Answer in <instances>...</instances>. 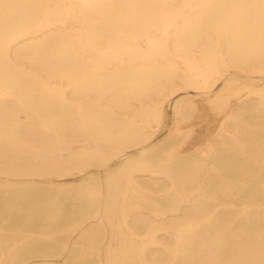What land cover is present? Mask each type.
I'll return each instance as SVG.
<instances>
[{
	"label": "bare ground",
	"instance_id": "1",
	"mask_svg": "<svg viewBox=\"0 0 264 264\" xmlns=\"http://www.w3.org/2000/svg\"><path fill=\"white\" fill-rule=\"evenodd\" d=\"M261 80L264 0H0V202L19 209L37 182L89 176L57 182L53 214L71 218L59 229L62 245H0V264H72L79 238L99 257L105 251L99 264H264V182L258 198L255 180L245 199L221 202L234 181L209 188L204 160L174 154L187 146L181 124L198 95L225 112L222 133L257 160L230 100L264 106ZM168 108L174 130L154 142ZM209 152L218 178L233 169L255 175L226 166L212 144ZM35 217L25 212L17 232L52 238L48 225L29 229ZM155 247L169 259L151 254ZM233 248L244 256L220 262Z\"/></svg>",
	"mask_w": 264,
	"mask_h": 264
},
{
	"label": "rangeland",
	"instance_id": "2",
	"mask_svg": "<svg viewBox=\"0 0 264 264\" xmlns=\"http://www.w3.org/2000/svg\"><path fill=\"white\" fill-rule=\"evenodd\" d=\"M259 76H257V79ZM226 81H219L216 85L215 92H218L224 85ZM264 80L259 81L258 85H263ZM195 94V91H191ZM194 99L197 103V108L193 113V117L187 122L181 124V129L184 131V135H186L185 142L183 145H187L185 148L180 146L174 151L176 156H195L204 160V166L202 168L201 174L206 173L207 181L209 188L213 187L218 181L222 182V187H224V182L232 180L234 183L231 185L230 193L220 194L219 197L222 201H229L230 198H239L245 199L247 194V186L251 181H257L253 184V193L251 194L253 197H260L263 194H257L256 192H261L262 184L264 182V175L259 174L257 167L264 166V148H261V140H264V106L260 103L258 98L245 99L241 101L239 104H234L236 101L235 98H231L230 104L232 107H235L236 111L239 113L240 119L242 120L243 125L247 126L251 137H253V150H257L253 153V157H256L257 160L247 161V153L241 151L242 146H238L235 143V139L233 136L229 134H224L221 131V123L226 119L225 112H214L211 109L209 103L205 100H202L200 96L194 95ZM240 120V121H241ZM234 126V123H231V127ZM174 130L173 126V110L172 108H168V113L165 122L158 129L156 136L154 137V142L160 141L163 137H165L169 132ZM212 144L225 158V165L231 166H239L246 165L252 166L250 172L254 175L253 177L248 176L249 174H244L240 170L231 171V178H226V180L218 178L215 174V170H212L211 166L214 163V154L209 152V145ZM261 149L260 151H258ZM133 150V149H129ZM114 162V160H113ZM115 166L116 163H113ZM227 171V170H225ZM91 176H99L104 178V171L94 170ZM241 173V174H239ZM262 173V170L261 172ZM83 173L78 171H72L69 174H65L61 176V179L56 180V183L52 181L47 182H37L36 183V191L32 192L33 196L27 200V202L23 203L21 208H12V210H6L3 206V202H0V234L1 239L0 245H12V244H25V245H62V240L66 239L67 234L65 232H60L59 229L65 227L67 223L71 220V218L67 214H63L60 217L55 218L53 212L54 202L53 199L57 194H60L61 191L58 189L57 182L61 181L63 183L62 186H73L82 184L87 181L88 175L83 176ZM55 177L54 175H51ZM59 178V176H57ZM231 183V182H230ZM64 192V191H63ZM63 196V195H61ZM60 196V197H61ZM62 198V197H61ZM162 205H169L170 202H167L163 198H161ZM239 202V201H237ZM11 212V213H10ZM25 212H31L36 215L34 226H29V229L37 230L40 225H48L49 228H46L47 233H52L50 231L55 230L56 232L49 239L45 240L41 235L34 234L33 236L26 235L24 232H17L18 228L24 227L22 215ZM221 213H233L235 210H221ZM147 216H151L149 212L146 214ZM172 218L169 216L167 221ZM37 224V225H36ZM36 225V226H35ZM51 227V228H50ZM54 227V229H53ZM93 229L99 230L96 233V236L99 238L105 237L104 227L101 225L94 226ZM162 238H166L168 240L170 238L169 234L162 233ZM76 245H82L73 251L72 264H99V258L105 256V251L102 254L97 253V251H90L88 245V241H84L83 238H79L78 243ZM228 254H222L220 262H226L229 259H233L236 261L240 257H243L244 254L239 252L236 249H228ZM150 253L156 255V257L161 261H165L169 259L170 255L166 253L163 248H152ZM177 264H182V259L178 258ZM191 264V263H190Z\"/></svg>",
	"mask_w": 264,
	"mask_h": 264
}]
</instances>
